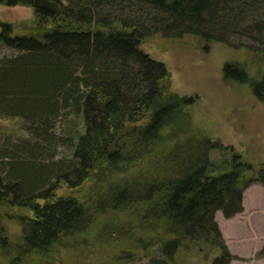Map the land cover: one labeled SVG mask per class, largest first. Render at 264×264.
<instances>
[{
    "label": "trees",
    "instance_id": "obj_1",
    "mask_svg": "<svg viewBox=\"0 0 264 264\" xmlns=\"http://www.w3.org/2000/svg\"><path fill=\"white\" fill-rule=\"evenodd\" d=\"M252 2L0 0L30 5L35 15L16 35L0 19V46L19 52L0 64V109L21 115L33 136L0 149V211L21 225V252L45 255L95 227L93 245H117L111 264L138 260L122 243L150 250L138 264H185L179 254L194 250L209 264H232L216 213L242 212L245 189L264 185V167L195 126L196 99L173 90L166 64L142 44L190 36L207 49L232 46V33L246 36L263 69L251 75L228 62L223 74L264 105V18L248 15ZM60 140L70 158L56 160L48 149ZM88 184L95 191L83 198ZM9 245L1 227L0 250ZM256 257L264 258V245Z\"/></svg>",
    "mask_w": 264,
    "mask_h": 264
},
{
    "label": "rangeland",
    "instance_id": "obj_2",
    "mask_svg": "<svg viewBox=\"0 0 264 264\" xmlns=\"http://www.w3.org/2000/svg\"><path fill=\"white\" fill-rule=\"evenodd\" d=\"M63 1L69 3V0ZM252 3L247 11L248 15L254 20L264 18V1L253 0ZM122 9L123 4L116 12H122ZM0 19L12 24L14 35L26 33L35 24L33 7L30 5L0 3ZM230 38L232 46L215 42L205 49L203 42L190 36L183 39L155 36L144 42L142 48L152 58L166 64L171 72L173 90L196 99V103L190 108L195 126L220 139L225 145L234 146L255 167H264V105L247 85L226 79L223 74V67L228 62L245 66L251 75L261 72L263 65L247 47L251 45V40L234 33L230 34ZM18 54L15 49L0 46V64ZM23 76L17 74L15 79L22 81ZM28 87L29 85L27 89ZM26 101L28 100L23 102ZM63 114L64 112H60L55 119L54 130L59 133ZM25 125L26 121L21 115H10L6 110L0 109V149L12 146L11 142L19 139H33ZM48 149L53 152L56 160L70 158L72 151L61 140L55 147ZM263 186L256 183L245 189V208L242 212L230 218H226L221 210L216 213V220L226 243L236 256L232 264H264V258L256 257L264 245ZM82 190L81 197L86 198L94 193L95 188L88 184ZM126 219L128 218L124 222ZM129 223L133 225L132 222ZM1 227L6 230L10 245L0 250V264H41L44 260L53 261L51 264H111V256L117 250V245H93L98 237L94 227L87 236H81L70 243L65 242V245L54 246L45 255L42 252L23 253L20 246L23 234L19 222L0 211ZM157 237V232L151 234L152 241H156ZM119 246L130 247L139 252L134 264L145 261L146 253L150 251L131 247V243ZM210 258L203 250L182 251L179 254V260L185 264H209Z\"/></svg>",
    "mask_w": 264,
    "mask_h": 264
},
{
    "label": "crops",
    "instance_id": "obj_3",
    "mask_svg": "<svg viewBox=\"0 0 264 264\" xmlns=\"http://www.w3.org/2000/svg\"><path fill=\"white\" fill-rule=\"evenodd\" d=\"M254 184H256V183H254ZM254 184H252V185H254ZM252 185H251V186H252ZM249 187H250V186H249ZM263 187H264V186H263ZM243 200H244V197H243ZM244 208H245V207H244ZM234 216H235V215H234ZM225 240H226V239H225ZM227 245H228V244H227ZM228 247H229V246H228ZM229 249H230V248H229Z\"/></svg>",
    "mask_w": 264,
    "mask_h": 264
}]
</instances>
